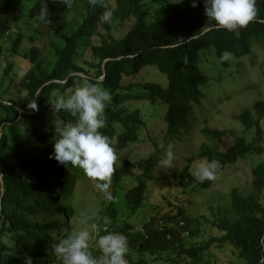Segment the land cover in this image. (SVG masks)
I'll return each mask as SVG.
<instances>
[{
  "label": "trees",
  "instance_id": "1",
  "mask_svg": "<svg viewBox=\"0 0 264 264\" xmlns=\"http://www.w3.org/2000/svg\"><path fill=\"white\" fill-rule=\"evenodd\" d=\"M195 2L196 7H192L193 0L174 4L167 0H71L69 7L63 0H0V264H25L28 258L32 264L58 263L55 246L69 234L67 223L75 216L78 186L96 183L82 170L49 159L58 134L48 114L57 123H75L77 117L56 112L53 104L58 96L70 95L85 82L99 83L111 92L100 131L110 138L115 152L144 140L140 129L146 122L140 110L129 109L127 102L147 100L149 106L166 107L164 133L145 134L153 151L137 164L141 177L126 188V175L116 169L110 188L113 200L103 213L109 221L91 216L100 234L114 231L125 235L127 260L135 252L158 259L172 250L188 258V264H202V254L216 245L229 246L234 257L245 264H264V161L251 171L250 194L231 191L234 221L219 218L213 226L221 235L203 245L186 249L181 237L183 231L196 235L199 229L182 202L187 200V189L206 190L214 182L195 179L190 172L191 158L175 176L183 196L176 199L177 210L168 204L165 212H157L137 227L126 221L142 209L144 179H151L158 168L157 155L163 152L160 144L191 136L189 108L200 105L211 81L200 68L202 51L213 49L222 68L231 59L250 55L255 45L263 47L264 53V0H255L254 17L236 31L215 26L204 14V0ZM23 3H28L27 10ZM105 10L112 15L101 23ZM38 41L43 42L42 48ZM226 51L230 58L221 60ZM6 53L24 54L30 67L20 74ZM151 68L159 71L163 84L124 82ZM13 88L22 95L5 98L3 94ZM33 102L37 110L30 108ZM236 119L255 136L250 141L241 137L228 142L224 131L205 127L201 134L212 145L202 144L198 159L215 161L224 169L248 156L264 155V100L255 101ZM124 166L130 169L132 164L125 161ZM180 222L185 225L182 233L174 229ZM94 254L100 256V252Z\"/></svg>",
  "mask_w": 264,
  "mask_h": 264
},
{
  "label": "rangeland",
  "instance_id": "2",
  "mask_svg": "<svg viewBox=\"0 0 264 264\" xmlns=\"http://www.w3.org/2000/svg\"><path fill=\"white\" fill-rule=\"evenodd\" d=\"M170 4H174L177 0H167ZM182 1V0H180ZM22 7L27 10L28 3H23ZM155 9V6H153ZM39 48L43 47V42H36ZM28 48V44L23 45ZM214 50L208 52L202 51V62L200 64L203 74L210 78V83L204 88L205 96L199 106H191L189 114L193 118V126L191 136L182 138L173 143V164L170 168L161 167L158 164L154 175L151 179H144L146 183V191L142 202V209L133 216L126 217V221L133 227L146 222L150 217H153L157 212L167 210V205L175 207L177 210V198H182L181 189L175 185V176L187 165V159L191 158L190 172L195 175L198 165L205 159H198L196 154L202 144L212 145V142L201 134L203 128L215 129L226 133L225 139L232 142L237 138H245L250 141L255 133L246 131L244 126L236 117L258 100H264V53L263 47L255 45L252 47L251 54L242 59L229 60L227 68L220 66L219 60L213 54ZM9 61L15 64L16 71L20 74L25 72L29 67V61L24 59V54H9L6 53ZM238 70L242 72L237 73ZM154 68L145 69L134 78L125 79V83H164L163 77ZM167 80L165 78V85ZM22 95L16 88L11 89L8 93H4L5 98L17 97ZM126 106L133 110H140L143 121L146 126L140 129V137L143 141L130 145L128 148L116 152L117 154V169L125 174V182L127 185H132L133 182L141 177V170L137 164L147 158L152 153L153 147L150 142L145 140V134L154 132V134H163L165 131V123L163 116L166 111L165 106H149L147 100L129 101ZM49 120L56 126L57 120L53 114H48ZM262 130L264 132V119L261 121ZM166 144L165 146H167ZM264 144V143H263ZM160 160L164 156V152L158 155ZM125 161L132 164L130 169L124 166ZM264 161V155H251L245 159L239 160L235 165L221 169L216 164L215 179L213 185L206 190H199L193 187L187 189V200H183L187 216L190 220L198 221V232H193L196 235H189L188 238H183V245L186 249L203 245L209 238L220 236L221 233L213 226L219 218H226L232 222L235 219L234 213L231 211L230 193L233 189L239 190L242 194L251 193V171L253 167ZM82 183V182H79ZM84 183V182H83ZM92 189L90 188V186ZM79 185L77 193L73 201L75 216L68 221L69 233L78 231L88 227L91 221L85 222L86 217H95L97 221L107 216L105 206L108 201H105L103 193H101L94 184ZM122 217V216H121ZM125 219V216H123ZM121 219V220H123ZM8 242V236L4 238ZM90 250L99 252L95 244V240L90 241ZM99 257V255L94 254ZM202 264H245L243 261L234 257L231 253V248L225 246L217 248L216 245L210 247L209 250L202 254ZM143 260L145 264H188L189 259L181 257L177 252L169 250L163 252L156 259V256H151L147 253L138 254L132 253L131 258L127 260L128 264ZM62 264L60 258L58 263Z\"/></svg>",
  "mask_w": 264,
  "mask_h": 264
},
{
  "label": "clouds",
  "instance_id": "3",
  "mask_svg": "<svg viewBox=\"0 0 264 264\" xmlns=\"http://www.w3.org/2000/svg\"><path fill=\"white\" fill-rule=\"evenodd\" d=\"M63 2L71 6V0ZM93 2L95 3V0ZM254 3L255 0H204V14L207 19L215 22V26L236 31L245 27L254 17ZM196 6L193 0L192 7ZM111 15L110 10H105L99 18L100 22H108ZM230 56L226 51L221 60H227ZM111 101V92L99 83L85 82L70 95L58 96L53 109L56 112L67 111L77 119L75 123H58V138L52 145L53 152L49 155V159H54L60 165L82 170L84 175L96 182L95 187L103 193L105 201L113 200L110 188L118 159L110 138L100 131L105 126L104 112ZM30 108L37 110V104L33 102ZM160 148L164 156L159 164L161 167L170 168L174 158L173 145L165 146L161 143ZM215 172L216 162L204 161L198 165L195 179L201 183L214 180ZM91 220L92 217L85 218L86 223ZM184 226V223L180 222L174 229L182 233L181 228ZM141 232L146 237L145 231ZM188 236V231L181 234L182 238ZM92 240H95L100 252L99 257L93 255L90 250ZM128 252L129 245L125 235L114 231L101 235L95 222H91L84 229L69 233L55 246V253L62 264H128ZM25 264H32L31 258L26 259Z\"/></svg>",
  "mask_w": 264,
  "mask_h": 264
}]
</instances>
